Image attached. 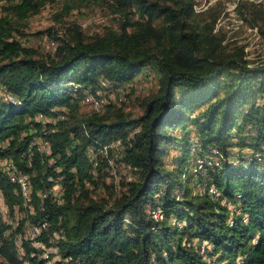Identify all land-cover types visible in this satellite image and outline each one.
Listing matches in <instances>:
<instances>
[{"label":"trees","instance_id":"1","mask_svg":"<svg viewBox=\"0 0 264 264\" xmlns=\"http://www.w3.org/2000/svg\"><path fill=\"white\" fill-rule=\"evenodd\" d=\"M51 1L10 0L0 16V158L30 176L34 204L0 178L25 214L16 234L0 223V264H264V61L195 0H109L118 26L50 29L44 54L25 28ZM235 7L264 36L261 1ZM152 74L139 113L112 101L82 111ZM42 220L47 245L60 235L52 263L17 236Z\"/></svg>","mask_w":264,"mask_h":264},{"label":"rangeland","instance_id":"2","mask_svg":"<svg viewBox=\"0 0 264 264\" xmlns=\"http://www.w3.org/2000/svg\"><path fill=\"white\" fill-rule=\"evenodd\" d=\"M7 1L10 0H0V16L3 14V5L6 4ZM65 1L66 0H52L49 2L39 13L30 18L28 26L25 28V33L30 37V41H28L29 44L36 46L44 54L54 53L55 50V43L52 42L54 36L49 33L50 29L59 31L60 33L72 23H77L82 26V29L90 37L103 33L109 26H118L116 15L111 10V2L109 0H70L72 5L70 12L58 16L65 5ZM237 1L238 0H195V7L197 12L205 19L211 17V8H216L219 13L218 22L216 24L217 31L226 33L228 39L234 42L231 46H234L235 43L243 45L247 58L253 62L264 61V36L260 32L258 26H252L235 12L234 9L236 8L235 5ZM260 1L264 7V0ZM134 17L137 18V14ZM157 87V78L152 74L147 80L137 85L134 91L128 90L126 93L121 92L118 97L108 91H105L102 95H107L110 98L109 100L108 97H103L107 105L111 101L118 102L122 104L121 107H123L125 111H133L134 114H137L141 111V107L138 102L135 101L136 98L151 93L156 90ZM128 92L131 94L126 96L125 94ZM94 97L95 96L90 95L86 99L90 104L83 106V112H90L93 108ZM124 101L127 102L124 103ZM177 153L178 151L173 149L165 158L169 160ZM197 188L199 191L205 190L202 185ZM8 225L13 227L16 234L15 230L18 229L16 220L10 219ZM17 235L24 236L25 234L23 232H18ZM0 259L3 258L0 257ZM5 264H7V261H5Z\"/></svg>","mask_w":264,"mask_h":264},{"label":"bare ground","instance_id":"3","mask_svg":"<svg viewBox=\"0 0 264 264\" xmlns=\"http://www.w3.org/2000/svg\"><path fill=\"white\" fill-rule=\"evenodd\" d=\"M93 103H94L93 108L96 111H100V110H102L104 104L106 103V100L104 98L94 97ZM48 149H49V147H48ZM0 166L3 170L9 172V175L11 176L12 180L17 182L18 189L20 190V193L22 194V197L24 199V204L27 206L28 209H30V212H34V204L32 202V197H33L32 192L33 191H32V182H31L30 176L27 173H22L20 171V169L17 167L16 162H14V160L12 158L1 159L0 160ZM57 187H58V185H55V187H53V190H57L58 189ZM47 193H49V192H47ZM47 193L42 194L43 197H45L47 195ZM53 193H54V191H53ZM20 206H22V205H20ZM48 228H49V223L47 222V220H42V221L30 223L29 225H27V229L24 233L25 234L24 237L26 239L31 240V242L35 248L41 249L40 246H47V243L45 241H43L42 236L44 235L43 232L46 231V233H47ZM33 236H34V239H33ZM59 238H60V235L58 236V234L55 233V235L51 239V241H52L51 244L48 245L50 248V251L46 252V254H41V252H40V256L48 259V261H50L51 263L56 261V260H59V258H60V255L58 253L60 251L59 246L56 243V241ZM58 242H59V240H58Z\"/></svg>","mask_w":264,"mask_h":264},{"label":"clouds","instance_id":"4","mask_svg":"<svg viewBox=\"0 0 264 264\" xmlns=\"http://www.w3.org/2000/svg\"><path fill=\"white\" fill-rule=\"evenodd\" d=\"M6 157L13 158L12 156H4V157H1L0 160L4 159ZM13 160H14V158H13ZM0 178H2L4 180L6 179L11 184L12 183L15 184L14 192L15 193H20V190L18 189L17 182L12 180L11 176L9 175V172L3 170L1 168V166H0ZM23 203H24V201H23ZM24 206H25V204H24ZM13 207H14L13 209L10 208V206H9L7 200H6L4 189H3V187L0 184V223L8 224V221H10V219H13V220H16V222L18 223V227H19L20 226V221L25 217V214H23L24 210L20 209L18 204H14ZM30 223H31L30 221L25 222V225H23L22 228L20 230H18V232L25 233L24 230L27 229V225H29ZM18 232H17V234H18ZM18 238L22 239V240L26 239L24 236H18Z\"/></svg>","mask_w":264,"mask_h":264},{"label":"built area","instance_id":"5","mask_svg":"<svg viewBox=\"0 0 264 264\" xmlns=\"http://www.w3.org/2000/svg\"><path fill=\"white\" fill-rule=\"evenodd\" d=\"M46 146H47V148H48V143L47 142H45L44 143ZM54 187H55V185H54ZM33 239H34V236H33ZM38 244V243H37ZM41 247V254H46V252H48V251H50V248H49V246L47 245V246H40Z\"/></svg>","mask_w":264,"mask_h":264}]
</instances>
